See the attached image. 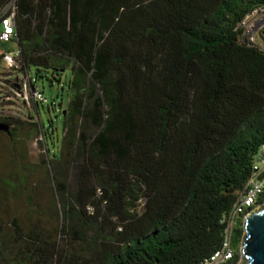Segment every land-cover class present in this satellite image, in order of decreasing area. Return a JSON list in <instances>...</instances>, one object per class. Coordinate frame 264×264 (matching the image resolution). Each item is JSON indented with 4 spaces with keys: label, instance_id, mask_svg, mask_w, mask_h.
I'll return each instance as SVG.
<instances>
[{
    "label": "trees",
    "instance_id": "trees-1",
    "mask_svg": "<svg viewBox=\"0 0 264 264\" xmlns=\"http://www.w3.org/2000/svg\"><path fill=\"white\" fill-rule=\"evenodd\" d=\"M12 2L21 71L62 97L40 105L62 118L47 150L62 223L36 263L203 264L264 146V48L239 26L264 0H0V14ZM35 126L54 146V119ZM74 218L98 227L69 255Z\"/></svg>",
    "mask_w": 264,
    "mask_h": 264
},
{
    "label": "rangeland",
    "instance_id": "rangeland-1",
    "mask_svg": "<svg viewBox=\"0 0 264 264\" xmlns=\"http://www.w3.org/2000/svg\"><path fill=\"white\" fill-rule=\"evenodd\" d=\"M262 37L263 32L258 35V44L264 47ZM17 49L19 46L16 42H0V51ZM22 76L23 73L11 71L0 60V103H4L0 105V114L17 121L12 126L15 129L14 135L0 132V226L6 240L0 248V264H37V250L45 249L47 245L60 240L59 230L62 223V213L57 211L54 204V184L49 174L50 155L47 152L48 148H51L53 157L56 152L62 150V118L57 109H52L46 114L40 105L14 96L12 85L17 77ZM36 85L48 99L44 106L47 107L51 98L57 95L56 104L62 99L57 85L53 89L47 83L37 82ZM62 95L65 97V94ZM6 98L10 100L4 101ZM38 111L41 112V117L38 116ZM50 117L54 119L58 129L54 146L50 145L51 141H48L47 145L45 130L40 132L35 126V123L40 124L41 120L46 123ZM93 133V129L87 128L88 136ZM57 166L59 170L63 169L61 164ZM67 177L70 194H76V171L70 170ZM98 193L103 194L101 191ZM144 202V199L139 202V210ZM90 209L88 216L94 215ZM13 220L16 224L12 223ZM92 222L94 221L91 219L84 223L78 218L70 219L72 231L67 239L61 240V249L69 255L80 253L81 248L97 232L98 226ZM241 262L242 256L237 264Z\"/></svg>",
    "mask_w": 264,
    "mask_h": 264
},
{
    "label": "built area",
    "instance_id": "built-area-1",
    "mask_svg": "<svg viewBox=\"0 0 264 264\" xmlns=\"http://www.w3.org/2000/svg\"><path fill=\"white\" fill-rule=\"evenodd\" d=\"M15 2L6 7L0 14V42L10 43L15 41ZM243 29V40L250 45L258 44V35L264 33V8H258L251 12L239 25ZM261 46V45H260ZM263 47V46H262ZM264 48V47H263ZM20 50L0 51V60L11 70L23 73L24 76L17 77L12 85L14 96L27 102L44 105L48 99L37 87V81L28 73L21 71L19 62ZM21 81H24L21 83ZM34 83V86L32 84ZM10 100L6 98L4 101ZM3 101V102H4ZM4 105V103H0ZM0 118L2 117L0 114ZM264 192V146L257 154L253 172L246 183L243 192L237 198L231 211L224 219V237L221 247L214 252L203 264H229L235 258L236 251L233 247L235 230L240 222H245L257 208L264 206V202L258 205L260 197Z\"/></svg>",
    "mask_w": 264,
    "mask_h": 264
},
{
    "label": "water",
    "instance_id": "water-1",
    "mask_svg": "<svg viewBox=\"0 0 264 264\" xmlns=\"http://www.w3.org/2000/svg\"><path fill=\"white\" fill-rule=\"evenodd\" d=\"M0 131L10 134V126L0 123ZM104 198L107 192L104 191ZM241 264H264V206L257 208L244 222Z\"/></svg>",
    "mask_w": 264,
    "mask_h": 264
},
{
    "label": "flooded vegetation",
    "instance_id": "flooded-vegetation-1",
    "mask_svg": "<svg viewBox=\"0 0 264 264\" xmlns=\"http://www.w3.org/2000/svg\"><path fill=\"white\" fill-rule=\"evenodd\" d=\"M8 135H10V136H11V135H12V132H10V134H8Z\"/></svg>",
    "mask_w": 264,
    "mask_h": 264
}]
</instances>
